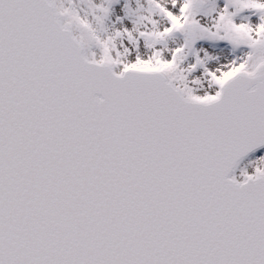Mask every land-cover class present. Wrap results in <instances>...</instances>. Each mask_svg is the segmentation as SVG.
Here are the masks:
<instances>
[{
	"label": "snow or ice",
	"instance_id": "obj_1",
	"mask_svg": "<svg viewBox=\"0 0 264 264\" xmlns=\"http://www.w3.org/2000/svg\"><path fill=\"white\" fill-rule=\"evenodd\" d=\"M0 264H264V0H0Z\"/></svg>",
	"mask_w": 264,
	"mask_h": 264
}]
</instances>
